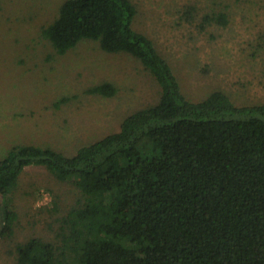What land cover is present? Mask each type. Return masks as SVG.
Instances as JSON below:
<instances>
[{
    "label": "trees",
    "instance_id": "obj_1",
    "mask_svg": "<svg viewBox=\"0 0 264 264\" xmlns=\"http://www.w3.org/2000/svg\"><path fill=\"white\" fill-rule=\"evenodd\" d=\"M136 13L132 0H63L41 29L56 54L86 39L130 54L159 98L71 154L24 142L0 156L3 238L17 219L8 194L27 166L79 192L55 240L16 242L13 264H264V103L237 105L221 89L186 97L169 61L134 27ZM227 22L224 11L205 13L200 27ZM87 90L110 96L116 87Z\"/></svg>",
    "mask_w": 264,
    "mask_h": 264
},
{
    "label": "rangeland",
    "instance_id": "obj_2",
    "mask_svg": "<svg viewBox=\"0 0 264 264\" xmlns=\"http://www.w3.org/2000/svg\"><path fill=\"white\" fill-rule=\"evenodd\" d=\"M62 1L0 0V156L24 142L71 154L159 98L155 79L130 54L105 52L91 39L56 54L41 29ZM132 1L134 27L169 61L186 97L221 89L237 105L264 103V0ZM219 11L226 25L200 27L203 14ZM103 81L115 85L113 95L87 90ZM78 196L46 168L27 166L8 194L17 219L10 237L0 235V264H13L16 242L55 240L58 218ZM2 205L0 195V228Z\"/></svg>",
    "mask_w": 264,
    "mask_h": 264
}]
</instances>
